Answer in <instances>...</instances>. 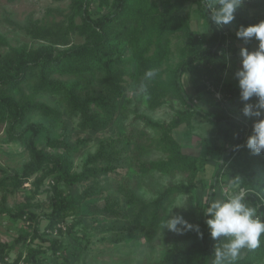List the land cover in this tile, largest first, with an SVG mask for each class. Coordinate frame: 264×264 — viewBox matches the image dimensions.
<instances>
[{
    "label": "trees",
    "instance_id": "1",
    "mask_svg": "<svg viewBox=\"0 0 264 264\" xmlns=\"http://www.w3.org/2000/svg\"><path fill=\"white\" fill-rule=\"evenodd\" d=\"M95 1L105 14L92 13ZM188 1L71 0L67 25L32 23L26 27L30 36L49 45L38 49L22 46L3 57L0 64V126L8 124L10 139L25 142L30 159L20 173L0 180V192L18 193L34 179L35 191L46 193L48 198L47 205H35L31 197H27L25 203L7 211L11 219L29 222L32 229L31 233L22 234L16 240V243L26 245L27 253L25 258L20 254L14 264L22 261L45 264L43 256L48 252L54 256L53 263L59 264L66 245L63 239L51 236L66 234L82 244L77 228L83 215L124 218L120 200L113 197L102 202L97 187V179L114 171L113 163L122 151H126L117 148L122 141L133 146L130 166L138 177L158 172L184 178L180 183L169 184L152 201L141 197L133 187L124 188L125 205L136 209L132 224L138 229L146 227V240H154L158 230L165 225L170 206L179 196H187L188 199L175 213L182 215L190 224L199 225V232H174L167 240L170 246L167 253L157 264H212L217 241L210 237L204 213L215 198L216 186L223 177H229L226 184L234 182L245 186L248 190L243 196L246 203L257 208L258 214H264V152L252 155L243 147L252 134L254 121L246 125L227 110L221 114H210L194 103L202 94L215 92H219L222 101L232 106L240 101L238 81L226 80L224 76L230 63L231 40L238 39L231 32L233 29L238 31L241 25L257 24L264 18L251 16L242 6L231 24L217 29L209 21L205 0H196L198 12L207 28L204 34H200L192 28L189 15L182 13ZM245 4L248 9L264 12V0H247ZM71 35H78L83 42L75 44ZM256 44L253 40L245 45L254 50ZM0 45L9 46L1 35ZM174 55L178 62L171 65ZM150 69H156L158 74L153 80L146 81L144 74ZM186 73L191 76L195 97L185 92L183 76ZM58 75L72 79L61 80ZM141 83L147 85V92L139 93L149 110L156 111L169 101L179 103L181 109L175 110L168 123L155 122L145 115L136 114L119 138L101 142L98 151L88 156L80 173L74 171L73 149L66 140L53 139L44 123L26 122L34 113L54 119L61 116L58 108L36 98L48 95L60 98L72 115H79L83 130L104 131L123 114L119 108L120 101L132 87L138 91ZM25 87L31 90L29 94H24ZM250 101L255 102V98ZM196 117L207 120L218 130L214 138L204 141L202 156L185 154L173 135L181 126L193 128ZM139 124L143 127H138ZM222 125L229 129H222ZM19 128L20 132L15 133ZM150 130L156 138L151 139ZM231 130H236V140L231 147H226L222 141L230 142ZM40 140L46 144L45 149L39 147ZM237 145L241 146L238 150ZM152 148L162 152L166 158L146 161L144 157ZM210 159L218 161L219 169L208 190L207 200L195 206L197 193L207 187L203 175ZM92 181L96 183L91 184ZM76 185H84L85 190L76 196L65 193L66 186ZM36 209H41V212H36ZM70 218L75 220L69 224ZM43 221L46 224L44 230L41 229ZM87 236L85 233L84 238ZM35 240L49 245L46 248L41 245L32 247ZM14 246L0 244V264H8L7 259ZM263 261L262 241L259 248L249 250L235 264H261Z\"/></svg>",
    "mask_w": 264,
    "mask_h": 264
},
{
    "label": "rangeland",
    "instance_id": "2",
    "mask_svg": "<svg viewBox=\"0 0 264 264\" xmlns=\"http://www.w3.org/2000/svg\"><path fill=\"white\" fill-rule=\"evenodd\" d=\"M247 1V0H245ZM244 9L256 18H264V12L256 8ZM71 11V0H0V35L6 38L9 46L0 45V64L3 57H6L12 49L22 46H27L30 49H38L42 46L49 45L43 40H36L30 36L26 27L32 23H40L41 25H49L52 23H60L67 25V17ZM104 10H101L98 2L92 5V13L101 15ZM183 15H189L191 18L192 28L200 34L207 31L205 21L198 12V4L196 0H189L182 11ZM105 14V12H104ZM79 21V20H78ZM236 29L232 30V35H236ZM75 44H81L83 39L78 35L70 37ZM232 48L228 52L229 68L224 76L226 80L237 81L235 72L240 67V49L247 47L242 41L231 40ZM176 49V45H173ZM178 58L174 55L170 61L171 65H175ZM1 66V65H0ZM61 80H71V77L57 76ZM128 82H131L128 79ZM183 85L185 92L195 97V89L191 84V76L186 73L183 76ZM24 94H29L31 90L25 87ZM196 98L194 103L210 114H221L223 110H227L230 115L236 117L239 121L248 125L253 122V119L246 118L242 115L243 103L239 101L236 105H230L229 102L222 101L223 97L219 92L202 94ZM38 101L45 102L52 107H56L61 112L58 119L45 117L40 113H34L27 119V123H44L51 131L53 139L66 140L72 147L73 152L71 157L74 161V171L80 173L83 170L86 159L89 155L95 154L102 141H111L119 138L126 132L128 124L134 119L136 114L145 115L155 122H170L175 114V110L181 109V105L174 101L167 102L164 106L156 111L149 110L139 91L134 87L126 94L123 100L119 103V117L104 131L93 132L85 131L81 128V117L72 115L62 100L58 97L48 95H40L36 97ZM128 100V101H127ZM249 103H255L249 101ZM138 127H143L139 124ZM8 124L0 126V180L4 177L11 176L15 173H20L24 165L29 161L30 156L25 147V142L20 140H11L8 131ZM222 129H229L227 125H222ZM216 126L212 125L207 120L196 117L193 122V128L181 126L174 131V137L183 147V152L192 156H202L204 149V141L214 138V133H217ZM20 128L15 130L19 133ZM151 139L157 136L150 130ZM236 140V130L230 132V142L222 141L226 147L231 145ZM39 147L45 149L46 144L43 140L39 141ZM119 150L126 149L118 156V160L113 163L115 170L107 176H102L97 179V187L100 190L99 199L103 202L109 198H118L122 204L124 213L123 219H110L102 216L83 215L77 228L78 236L82 237V244H79L73 237L64 234L63 236L52 235L51 238L63 239L66 249L63 257L59 259V264H157L169 249L168 238L174 234L162 226L152 242L146 240V227L140 229L132 224V219L135 215V208H129L125 205L124 188L127 186L138 190V194L148 201L154 200L158 193L171 183H180L183 177L178 175L171 177L162 175L158 172L140 178L137 173L131 168L132 149L126 141H122L117 147ZM61 151V150H60ZM166 156L155 148H152L144 157L146 161H158L165 159ZM107 164H104L105 166ZM219 169L218 161L210 159L207 162V168L203 175L206 181V189L197 193L196 205L199 206L205 203L208 198V190L211 184L215 181V174ZM229 177L221 178L216 186V195L213 200L224 199L230 196L233 192H238L242 197L248 191L241 183L234 182L226 184ZM34 180V179H33ZM31 180L27 183L24 189L15 194H5L0 192V244L15 245L9 258L8 264H14L20 254L26 257V245L16 243V240L25 233H31L32 229L29 222L23 220L15 221L10 218L7 211L15 209L17 205L25 203L27 197H31L32 203L35 205L48 204L46 193H37L32 185ZM230 182V181H229ZM96 183L92 181L91 184ZM66 194L74 196L81 194L85 190L84 185L66 186L64 188ZM187 196L177 197L169 208V213L173 210V214L177 208L183 207L187 202ZM36 212H41V209H36ZM169 215V214H168ZM168 218V217H167ZM75 219L70 218L68 223H72ZM46 227L45 222L41 224V229ZM88 234L84 238L85 233ZM264 242V238L262 239ZM42 248L48 247L49 243H42L40 240H35L31 246ZM249 250H244L240 258L247 255ZM54 256L48 252L43 256L45 264H54ZM66 260L67 262H64ZM18 264H30L24 261ZM264 264V261L261 263Z\"/></svg>",
    "mask_w": 264,
    "mask_h": 264
},
{
    "label": "clouds",
    "instance_id": "3",
    "mask_svg": "<svg viewBox=\"0 0 264 264\" xmlns=\"http://www.w3.org/2000/svg\"><path fill=\"white\" fill-rule=\"evenodd\" d=\"M244 3L245 0H205L210 23L217 29L231 24ZM236 36L244 44L253 40L257 42L254 50L247 47L240 49V67L235 72V78L240 101L244 105L242 115L254 120L252 134L243 147L252 155H260L264 152V20L247 27L241 25ZM157 74L156 69H150L145 72L144 80L151 81ZM138 91L147 92V85L141 83ZM253 98L255 103H249ZM240 147L237 145L236 149ZM173 210L164 228L177 233L187 230L199 232V225L190 224L182 215L173 214ZM204 216L207 217L205 223L211 239L217 241L212 264H235L244 250H255L261 246L264 214H258L257 208L249 206L238 192L210 201Z\"/></svg>",
    "mask_w": 264,
    "mask_h": 264
}]
</instances>
